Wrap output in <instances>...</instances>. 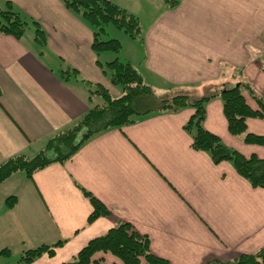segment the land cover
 <instances>
[{
	"label": "crops",
	"instance_id": "obj_1",
	"mask_svg": "<svg viewBox=\"0 0 264 264\" xmlns=\"http://www.w3.org/2000/svg\"><path fill=\"white\" fill-rule=\"evenodd\" d=\"M112 1L142 26L137 38L117 31L118 54H97L93 26L63 0H0V12L11 3L28 22L20 37L0 29V163L44 150L103 103L99 85L121 95L105 72L114 57L130 62L159 95L201 97L238 83L242 70L264 99V0ZM32 20L44 29L45 46L35 40ZM246 99L259 108L250 93ZM194 112L151 113L95 134L70 159L32 178L19 171L0 183V248L19 257L62 241L53 256L30 263L62 264L121 222L147 235L151 251L173 264L234 260L264 248V187H253L230 161L215 163L192 146L186 126ZM247 124L264 136V118ZM204 126L243 155L264 158V144L230 132L221 97L207 103ZM84 189L110 214L89 222L93 205ZM11 196L17 197L12 208ZM97 260L123 264L111 252H97Z\"/></svg>",
	"mask_w": 264,
	"mask_h": 264
},
{
	"label": "trees",
	"instance_id": "obj_2",
	"mask_svg": "<svg viewBox=\"0 0 264 264\" xmlns=\"http://www.w3.org/2000/svg\"><path fill=\"white\" fill-rule=\"evenodd\" d=\"M63 2L67 8L81 14L93 26V49L97 54L102 51H113L118 54L121 51L122 45L118 39L103 38L109 24L123 29L133 38L141 35L142 26L138 17L112 0H63ZM0 13L3 18L1 31L16 37L22 36L28 22L14 6L9 3L8 9ZM32 24L35 27V40L41 46H45L47 38L44 29L35 20H32ZM105 72L111 74L112 83L121 87L122 94L114 96L106 87L99 85L97 91L104 99L102 104L93 106L77 124L51 138L46 148L36 155L32 157L24 154L14 155L0 163V183L19 171L32 178L35 172L54 162H65L95 134L111 128H121L151 113L177 112L192 107L195 112L186 126L193 131L192 146L209 152L215 163L230 161L237 172L249 180L253 187H264V158L256 154L243 155L226 145L219 135L204 126L206 105L212 98L219 96L224 103L230 132L242 136L247 143L264 144L263 135L248 130V118H264V99L249 81H239L201 97H192L188 94L163 97L157 95L155 90L144 82L141 74L130 62L116 57L106 64ZM239 72L243 76L242 70ZM65 75L66 72H62V76ZM246 93H250L257 100L259 108L255 109L247 102ZM84 193L93 205L89 222L110 214V210L102 201L85 189ZM6 203L8 207H14L17 197H9ZM62 244V241H58L25 250L14 264H30L44 254L53 256L56 248ZM97 252H111L119 257L123 264H173L168 259L155 255L151 251L149 237L138 232L130 222H121L105 234L92 238L72 259L62 264L93 262L100 264L98 260L93 261V256ZM0 256L10 258L11 249L0 248ZM206 264H264V248L253 254H241L234 260L213 259Z\"/></svg>",
	"mask_w": 264,
	"mask_h": 264
},
{
	"label": "rangeland",
	"instance_id": "obj_3",
	"mask_svg": "<svg viewBox=\"0 0 264 264\" xmlns=\"http://www.w3.org/2000/svg\"><path fill=\"white\" fill-rule=\"evenodd\" d=\"M120 29L118 28V27H116V26H114L113 24H109L108 26H107V29H106V33L105 34H103V38H107V37H109L108 39H112L114 36H116L115 34L116 33H118L117 31H119ZM123 32H124V30L123 29H121ZM115 38V37H114ZM105 57H103V59H104ZM115 58V57H114ZM113 58V59H114ZM112 59V60H113ZM240 75V74H239ZM239 78V80L238 81H243V80H246L243 76H239L238 77ZM247 81V80H246ZM157 94V93H156ZM157 95H159V94H157ZM159 96H163V97H165V96H167V95H165V94H160ZM190 96H194V95H190ZM18 259V255H16L15 253L14 254H12V257H10V258H8V259H6V258H4V257H2V256H0V264H5V263H11V264H14V263H16V260Z\"/></svg>",
	"mask_w": 264,
	"mask_h": 264
}]
</instances>
